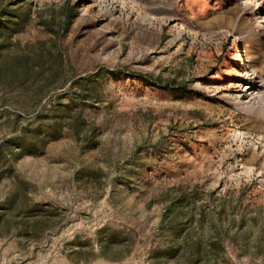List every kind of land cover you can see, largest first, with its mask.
<instances>
[{
    "label": "rangeland",
    "instance_id": "374dc122",
    "mask_svg": "<svg viewBox=\"0 0 264 264\" xmlns=\"http://www.w3.org/2000/svg\"><path fill=\"white\" fill-rule=\"evenodd\" d=\"M0 264H264V0H0Z\"/></svg>",
    "mask_w": 264,
    "mask_h": 264
},
{
    "label": "trees",
    "instance_id": "16d2710c",
    "mask_svg": "<svg viewBox=\"0 0 264 264\" xmlns=\"http://www.w3.org/2000/svg\"><path fill=\"white\" fill-rule=\"evenodd\" d=\"M66 9H67V6H65V11L63 14H65L64 18H66V28H67V26H69L71 23V17H74V16H69V14L66 12ZM145 81L149 82L150 84L153 82L152 79H150L149 77H145Z\"/></svg>",
    "mask_w": 264,
    "mask_h": 264
}]
</instances>
